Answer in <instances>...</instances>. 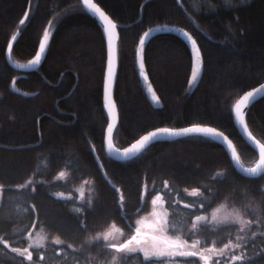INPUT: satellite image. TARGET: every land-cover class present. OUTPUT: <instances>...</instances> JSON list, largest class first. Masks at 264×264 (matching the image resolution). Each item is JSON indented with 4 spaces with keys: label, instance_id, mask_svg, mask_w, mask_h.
Returning <instances> with one entry per match:
<instances>
[{
    "label": "trees",
    "instance_id": "trees-1",
    "mask_svg": "<svg viewBox=\"0 0 264 264\" xmlns=\"http://www.w3.org/2000/svg\"><path fill=\"white\" fill-rule=\"evenodd\" d=\"M95 1L117 24L114 144L123 146L159 125L206 123L230 137L243 164L254 163L256 153L234 126L231 106L242 91L264 81V0ZM28 5L0 0V264H104L109 248L86 238L110 222L132 232L155 194L171 234L185 235L194 217L222 201L252 206L264 219V172L240 173L212 138L188 134L154 141L129 158L110 157L102 145L107 116L100 29L81 0ZM49 23L40 64L24 71L11 66L7 46L14 61L29 62ZM158 23L182 26L194 36L203 69L191 88L184 41L172 33L152 37L143 57L156 102L138 79L135 47L140 34ZM245 120L264 144V96L247 108ZM80 183H89V199L74 190ZM230 226H201L197 233L209 244L232 237ZM33 227L58 240L24 252ZM237 248V255L214 264H264V230ZM147 263L139 250L120 260Z\"/></svg>",
    "mask_w": 264,
    "mask_h": 264
},
{
    "label": "water",
    "instance_id": "water-1",
    "mask_svg": "<svg viewBox=\"0 0 264 264\" xmlns=\"http://www.w3.org/2000/svg\"><path fill=\"white\" fill-rule=\"evenodd\" d=\"M81 3L100 29L105 45V63L102 81V100L107 120L104 128L102 145L104 151L110 157L117 159L129 158L137 154L148 144L154 141L171 140L188 134H198L207 136L218 142L226 151L234 168L240 173L247 176H256L264 172V144L255 135H253L245 120L247 108L255 100L264 96V81L256 83L255 85L242 91L231 106V115L234 126L236 127L240 137L256 153V159L251 165H245L240 161L235 146L226 133H224L221 129L217 128L216 126L206 123H190L180 126L159 125L146 130L145 132L141 133L139 136L132 139L123 146L115 145L112 140V131L116 125L118 118V111L114 96L115 78L117 73V24L113 20V18L105 11V9L102 8L95 0H91V3L95 4L100 11H94L92 8H89L88 5L84 3V0H81ZM101 12L103 13V16H101ZM160 33L175 34L179 38H181L188 47L191 55V68L188 82L191 85V88L197 84L203 69V62L198 42L188 30H186L182 26L172 23H158L147 27L140 34L135 47V66L138 79L145 95L150 100H155L156 102L158 101V99L155 94L151 80L149 78L148 72L146 70L143 54L148 41L152 37ZM44 44L45 31L42 32L38 44L36 46L35 52L29 62L21 63L14 61L9 55V45L6 48V59L11 66L19 70L24 71L35 69L42 61L44 53ZM37 57H39L38 60ZM249 93H252V95L249 96ZM245 97H247V100H245ZM237 107H239V112H237ZM193 127L214 129L215 134L186 133L183 131L184 129ZM159 129H171L172 131L171 133H160L158 136L152 137L149 141H147L142 148H139L137 151H128L127 154H125L126 150L131 149L132 146L134 144H137L138 141L141 140L144 136H150L151 133L157 132ZM249 169H255V171L252 172L249 171ZM132 237L133 235L125 238L123 242L118 244L114 243L111 244V246L117 249L122 248L132 239Z\"/></svg>",
    "mask_w": 264,
    "mask_h": 264
},
{
    "label": "rangeland",
    "instance_id": "rangeland-1",
    "mask_svg": "<svg viewBox=\"0 0 264 264\" xmlns=\"http://www.w3.org/2000/svg\"><path fill=\"white\" fill-rule=\"evenodd\" d=\"M34 1L29 0V8ZM51 28L52 24L49 23L45 31L46 37ZM65 175L64 171H60L57 177L63 179ZM74 190L81 198L89 199L91 195L89 183H80ZM247 208L249 210L222 201L209 211L194 217L189 232L185 235L171 234L168 231L169 223L163 200L160 194H155L151 198L150 208L135 219L132 232L126 233L119 225L110 222L101 231L88 236L86 241L100 240L109 248L110 256L104 264H120L125 255L135 250H139L145 259L150 260L147 264H214L220 257L237 255V247L242 239L258 228L264 230V219L252 206ZM221 225L233 226V236L226 235L222 240L213 238L206 244L197 233L201 226L215 229ZM131 235L132 239L124 247L117 249L111 246L123 242ZM26 236L24 252H29L30 248L43 243L46 239L58 240L56 237H49L46 231L38 227L31 228ZM192 258H196V263L191 261Z\"/></svg>",
    "mask_w": 264,
    "mask_h": 264
},
{
    "label": "snow or ice",
    "instance_id": "snow-or-ice-1",
    "mask_svg": "<svg viewBox=\"0 0 264 264\" xmlns=\"http://www.w3.org/2000/svg\"><path fill=\"white\" fill-rule=\"evenodd\" d=\"M84 3L88 5L89 8H92L94 11H100L99 8L91 3V0H84ZM101 16H103V13L101 12ZM39 57H37V60ZM252 93H249V96H251ZM245 100H247V97H245ZM237 112H239V107H237ZM171 129H159L157 132H153L150 134V136H144L141 140L138 141L137 144H134L131 149L126 150V153L128 151H137L139 148H142L147 141H149L152 137L158 136L160 133H171ZM186 133H211L215 134L214 129L210 128H200V127H193V128H188L183 130ZM249 171L254 172L255 169H249Z\"/></svg>",
    "mask_w": 264,
    "mask_h": 264
}]
</instances>
